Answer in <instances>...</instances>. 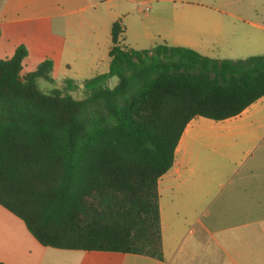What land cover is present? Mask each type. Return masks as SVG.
Listing matches in <instances>:
<instances>
[{"label": "trees", "instance_id": "1", "mask_svg": "<svg viewBox=\"0 0 264 264\" xmlns=\"http://www.w3.org/2000/svg\"><path fill=\"white\" fill-rule=\"evenodd\" d=\"M125 33L118 19L109 71L84 80L80 99L72 79L39 88L51 59L23 76L24 45L0 60V206L44 247L163 261L159 181L193 119L223 122L264 98V56L138 50Z\"/></svg>", "mask_w": 264, "mask_h": 264}, {"label": "crops", "instance_id": "2", "mask_svg": "<svg viewBox=\"0 0 264 264\" xmlns=\"http://www.w3.org/2000/svg\"><path fill=\"white\" fill-rule=\"evenodd\" d=\"M96 3V0H0V40L4 26L25 21L40 22L39 33L48 43L43 49L42 61L51 59L54 70L65 66L67 71L79 72L84 67L83 44H92L90 37H95L100 28L99 23L87 21L84 15L90 10L94 12ZM254 27L264 32V26ZM124 41V46L133 48L125 38ZM246 43L254 49L264 46L257 40ZM184 47L205 55L201 43L185 44ZM88 54L92 56L93 50ZM92 65L96 67L94 62ZM109 67L110 57L108 71ZM237 121L245 123L246 128L235 136H252L259 141L243 156L233 154V162L222 166L210 183L195 187L199 195L185 203L184 211H181L185 214L175 213L181 231L171 241L174 229L164 213L165 195L185 170L186 148L191 135L202 125L215 127L217 123L197 117L188 124L178 145L173 168L159 181L164 260L125 254L130 255L126 264H264V98L238 117L223 122ZM179 152L183 160L177 163ZM72 251L77 250L42 246L21 219L0 206V263L56 264L62 256L74 254Z\"/></svg>", "mask_w": 264, "mask_h": 264}, {"label": "rangeland", "instance_id": "3", "mask_svg": "<svg viewBox=\"0 0 264 264\" xmlns=\"http://www.w3.org/2000/svg\"><path fill=\"white\" fill-rule=\"evenodd\" d=\"M93 10L84 15L87 21L99 23L97 37L92 44L84 42V67L81 71H67L65 66L56 68L52 81L38 80L45 93L62 89L65 79L75 81L78 89L73 92L76 99L83 97L82 86L86 79L108 72L109 50L112 46L113 23L121 19L125 25L124 38L133 48L142 50L167 44L184 47L185 44L201 43L205 55L210 58L239 60L253 56H264V46L254 49L247 40H257L264 45V32L254 25L264 26V0H96ZM40 22L25 21L2 27L0 60L11 58L16 48L24 45L28 50L22 75L33 72L43 62L44 47L48 45L39 33ZM44 37V38H42ZM97 45H95V43ZM125 41H123L124 45ZM93 50V55L88 54ZM87 54V55H86ZM95 63L96 67L92 65ZM112 86L117 84L114 78ZM255 117L254 119H257ZM255 121V120H253ZM215 127L202 125L188 140L185 154V170L174 181L173 188L165 195L164 213L174 229V241L181 231V223L175 217L185 214V203L198 196L197 186H205L217 176L222 166L230 165L233 154L240 156L255 147L258 138L237 137L234 134L245 129L246 124L237 122H215ZM215 125V124H214ZM234 126L233 131L229 128ZM236 128V129H235ZM233 132V133H231ZM183 160L177 154V163ZM55 261L56 264H126L130 255L108 252L72 251ZM134 257V256H131Z\"/></svg>", "mask_w": 264, "mask_h": 264}]
</instances>
